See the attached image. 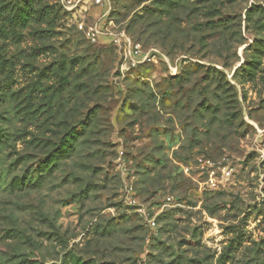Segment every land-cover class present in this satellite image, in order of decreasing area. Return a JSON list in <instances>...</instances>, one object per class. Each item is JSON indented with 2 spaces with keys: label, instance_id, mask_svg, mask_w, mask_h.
Returning a JSON list of instances; mask_svg holds the SVG:
<instances>
[{
  "label": "rangeland",
  "instance_id": "rangeland-1",
  "mask_svg": "<svg viewBox=\"0 0 264 264\" xmlns=\"http://www.w3.org/2000/svg\"><path fill=\"white\" fill-rule=\"evenodd\" d=\"M0 135V264H264V0H0Z\"/></svg>",
  "mask_w": 264,
  "mask_h": 264
},
{
  "label": "built area",
  "instance_id": "built-area-1",
  "mask_svg": "<svg viewBox=\"0 0 264 264\" xmlns=\"http://www.w3.org/2000/svg\"><path fill=\"white\" fill-rule=\"evenodd\" d=\"M111 0H94V2L96 4H104V3H109ZM98 30L96 27H89V29L86 31V36L87 38L92 41V42H96L98 40ZM128 53L130 54V60L132 61V64H135L137 61L135 60V58H145L146 56L143 55L142 51H141V45L139 43H129L128 46ZM207 168L210 174L209 177V181L211 184H215V179L213 177L214 175V170L212 167V163L207 160ZM131 189V188H130ZM131 193V192H130ZM132 196L130 195V201H133V199H131Z\"/></svg>",
  "mask_w": 264,
  "mask_h": 264
},
{
  "label": "trees",
  "instance_id": "trees-1",
  "mask_svg": "<svg viewBox=\"0 0 264 264\" xmlns=\"http://www.w3.org/2000/svg\"><path fill=\"white\" fill-rule=\"evenodd\" d=\"M68 134H71V132H69ZM70 138H72L71 140L70 139H64V141H66L65 143H63L61 147H59L55 153H53V158H51L50 160L53 161L57 158H60V157H66L71 151H72V146H70V141H72L74 138H75V135H70ZM6 140V137H2V135H0V141H5ZM44 169H43V166L40 167V171H39V176H42L45 177V174L44 172H42ZM43 174V175H42ZM22 181V180H20ZM17 185L21 184V183H16ZM23 184V183H22Z\"/></svg>",
  "mask_w": 264,
  "mask_h": 264
}]
</instances>
